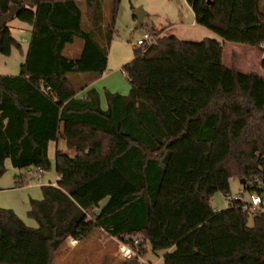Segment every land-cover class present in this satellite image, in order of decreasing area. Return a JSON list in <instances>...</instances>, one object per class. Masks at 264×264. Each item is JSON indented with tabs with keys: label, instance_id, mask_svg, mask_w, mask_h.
<instances>
[{
	"label": "trees",
	"instance_id": "obj_1",
	"mask_svg": "<svg viewBox=\"0 0 264 264\" xmlns=\"http://www.w3.org/2000/svg\"><path fill=\"white\" fill-rule=\"evenodd\" d=\"M104 1L0 0V56L22 48L3 14L17 5L14 18L31 25L19 73L0 74V175L7 157L44 171L53 140L75 150L56 148L59 177L30 198L37 225L0 206V264H54L68 236L97 227L145 235L118 264H152L140 258L148 247L164 251L163 264H264L262 205L229 195L237 174L264 199V75L223 56L228 40L264 53V0H186L221 40L154 34L122 66L129 93L106 89V107L88 87L108 66L120 0L106 19ZM77 39L80 52L66 54ZM217 190L229 206H213Z\"/></svg>",
	"mask_w": 264,
	"mask_h": 264
},
{
	"label": "rangeland",
	"instance_id": "obj_2",
	"mask_svg": "<svg viewBox=\"0 0 264 264\" xmlns=\"http://www.w3.org/2000/svg\"><path fill=\"white\" fill-rule=\"evenodd\" d=\"M82 6L84 8V4ZM110 7V0H105L103 3L105 19L110 15ZM139 8L146 12L142 25H137L135 17V12ZM116 11L113 23L114 34L109 43L110 45H108L109 61L107 70L116 76L117 82L127 84L125 89L127 88L128 93L130 83L127 77L123 75L122 66L132 60L134 48L138 46L136 41L144 38V34L147 31H151L153 35L163 33L185 35L183 32H186L188 33L186 39L194 41L206 36L203 35V32L200 33L196 26L194 27L191 24L194 20V14L186 0H120ZM85 23H90L86 17ZM7 24L13 31L14 36L21 42L22 48L13 46L10 54H2L0 56V74H18L28 49L31 25L18 17L9 18ZM199 27H202L204 31H208L206 33H209V36L220 38L213 30H209L203 25H199ZM81 43L82 41L77 39L73 44L68 45L66 54L77 55L81 50ZM261 52L257 47L228 40L224 54L225 64L231 63V65L238 68L233 60L237 62L239 60V65H243V68L247 71H257L262 65V62H260ZM246 64L249 66H244ZM119 86L122 87V84ZM65 150L72 153L75 152L74 149L66 148ZM5 166V171L0 175V206L14 207L27 223L37 225L35 218L28 213L30 198L42 197L41 184L54 180L56 176L55 158L50 167L44 168L42 173L34 176L29 175L25 166H22V168L14 166L9 157L6 158ZM242 178L237 174H233L230 177L231 190L229 195L233 197L240 194L243 199L249 200L251 192L243 189L242 183L245 179L243 178L241 183ZM216 193L217 196L214 201L217 203L221 200L220 202L224 204L221 205V208L227 207L229 203L225 198L226 194L221 190H217ZM250 221H252L251 215ZM85 243V245L82 244L72 252L70 245L73 243L71 242V236H68L55 251L54 264H62V257L67 259L66 264H118L123 259L117 252L118 241L116 236L110 235L106 231L97 228L92 230ZM156 251L162 252L161 249ZM159 257L157 252L150 250V247L147 248L146 253L140 255V258L144 261H148L151 258L153 261L160 262Z\"/></svg>",
	"mask_w": 264,
	"mask_h": 264
},
{
	"label": "crops",
	"instance_id": "obj_3",
	"mask_svg": "<svg viewBox=\"0 0 264 264\" xmlns=\"http://www.w3.org/2000/svg\"><path fill=\"white\" fill-rule=\"evenodd\" d=\"M191 9V8H190ZM194 14V13H193ZM191 24L195 27L196 26V29L201 33L203 32L204 34L203 35H206L204 36V38L206 37H211L209 36V33H206L208 31H204V29H202V27H199V25H197V23L195 22V16H194V20L191 22ZM210 30V29H209ZM185 35H178L176 33H173L175 34L176 36L178 37H181L183 39H186L188 36V33L186 32H183ZM187 34V35H186ZM190 34V33H189ZM218 38V37H217ZM220 39V38H219ZM221 40V39H220ZM228 41H225L224 42V46L226 47V43ZM224 47V48H225ZM224 54H225V49H224ZM224 56V55H223ZM264 57V53L261 52V57H260V62H262V59ZM224 62H225V56H224ZM233 62H236V65L238 66V68L243 71V72H255V73H258V74H262L264 75V68L262 65H260L259 69L257 71H254V70H250V71H247L246 69L243 68V65H239V60L238 62L233 60ZM227 65V64H226ZM228 65H231L228 64ZM246 67H248L249 65H244ZM123 71V70H122ZM123 75L125 76V73L123 72ZM126 77V76H125ZM122 84V87H120L119 85ZM127 84L126 83H121V82H117V79H116V76H114V74L110 73L107 68L100 74V77L94 79L93 81H91L88 85V87H95L98 92L101 94V105L103 107H106L107 106V100H106V92L105 90H109L111 92H121V93H124V94H127L128 91H127V88L125 89V86ZM86 89L84 90H81L80 92H78L79 96H83L84 95V92H85ZM57 147H61L63 149H66V142H64L63 140L59 139V140H53V141H50L49 142V149H48V153H49V156L50 158L54 159V156H55V151H56V148ZM72 149V148H71ZM70 153H72L71 151H69ZM56 176L54 178V180H49V181H52L53 183H55V181L57 180V178L59 177V174L57 173L56 171ZM49 181H46V182H49ZM243 182V180L241 179V183ZM45 183V182H44ZM217 193L215 192L211 198H210V201H212V204L215 208H221V205H224L223 202H220L221 200H217L218 202L216 203V201H214L216 199V195ZM225 198L227 200V202L230 204V200H228V197L227 195H225ZM107 199V197H105L104 199H102L98 204H96L92 210L94 211H98L101 206L103 205L104 201ZM245 200V199H244ZM225 203V202H224ZM229 206V205H228ZM97 229L101 230L99 227H97ZM90 235V232L88 233V235L83 238V239H79L77 242H73V244L70 245V250L73 252V250H76L78 249L82 244H86L85 241L86 239H88V236ZM72 237V236H71ZM151 250V249H150ZM152 252H157L159 254V259H160V262L159 261H153L151 258H149V262H151L152 264H163V253L164 251L162 250V252L160 253L159 251H152ZM158 259V260H159ZM162 260V261H161ZM61 262L62 264H66L67 263V259H65L64 257L61 258Z\"/></svg>",
	"mask_w": 264,
	"mask_h": 264
},
{
	"label": "built area",
	"instance_id": "obj_4",
	"mask_svg": "<svg viewBox=\"0 0 264 264\" xmlns=\"http://www.w3.org/2000/svg\"><path fill=\"white\" fill-rule=\"evenodd\" d=\"M153 38V33L151 31H147L144 34V38L138 39L136 41V44L138 46H145L147 45V42H150ZM28 173H33V172H39L43 171V168L41 166L38 167H28L27 168ZM240 196L236 195V197ZM249 207L251 208H256L262 205L264 209V199L263 197L256 191H252L250 194V199H249ZM118 241V246H117V252L121 255L123 258H132L136 255H138V252L135 249V246L137 244H140L142 240L145 239V235L143 233H139L137 235H133L132 237L122 235L117 236L115 235ZM79 238L72 236L71 237V242H77Z\"/></svg>",
	"mask_w": 264,
	"mask_h": 264
},
{
	"label": "water",
	"instance_id": "obj_5",
	"mask_svg": "<svg viewBox=\"0 0 264 264\" xmlns=\"http://www.w3.org/2000/svg\"><path fill=\"white\" fill-rule=\"evenodd\" d=\"M17 10H18V6L13 5L6 14H3V16L1 18L2 21H7L9 18H14ZM145 15H146V12L142 8H139L136 10L135 17L137 19V25H142L143 18ZM242 180H243V178H242Z\"/></svg>",
	"mask_w": 264,
	"mask_h": 264
}]
</instances>
